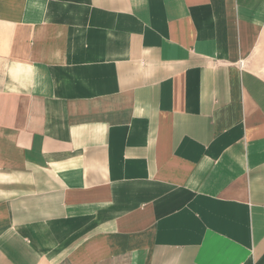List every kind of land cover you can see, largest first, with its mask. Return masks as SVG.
<instances>
[{
	"label": "crops",
	"instance_id": "obj_1",
	"mask_svg": "<svg viewBox=\"0 0 264 264\" xmlns=\"http://www.w3.org/2000/svg\"><path fill=\"white\" fill-rule=\"evenodd\" d=\"M0 264H264V0H0Z\"/></svg>",
	"mask_w": 264,
	"mask_h": 264
}]
</instances>
